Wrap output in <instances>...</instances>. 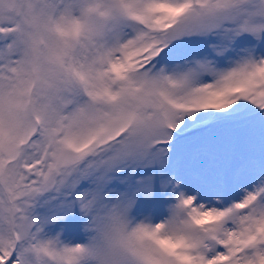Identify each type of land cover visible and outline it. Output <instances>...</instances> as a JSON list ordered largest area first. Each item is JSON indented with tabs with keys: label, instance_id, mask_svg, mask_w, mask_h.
<instances>
[{
	"label": "snow or ice",
	"instance_id": "6c2138e0",
	"mask_svg": "<svg viewBox=\"0 0 264 264\" xmlns=\"http://www.w3.org/2000/svg\"><path fill=\"white\" fill-rule=\"evenodd\" d=\"M0 264H264V0H0Z\"/></svg>",
	"mask_w": 264,
	"mask_h": 264
}]
</instances>
